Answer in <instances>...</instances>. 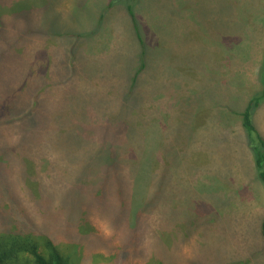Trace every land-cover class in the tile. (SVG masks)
Segmentation results:
<instances>
[{"label":"rangeland","instance_id":"obj_1","mask_svg":"<svg viewBox=\"0 0 264 264\" xmlns=\"http://www.w3.org/2000/svg\"><path fill=\"white\" fill-rule=\"evenodd\" d=\"M242 3L138 0L141 44L126 0H0V234L71 264H264L238 114L264 10ZM253 121L264 138V100Z\"/></svg>","mask_w":264,"mask_h":264},{"label":"trees","instance_id":"obj_2","mask_svg":"<svg viewBox=\"0 0 264 264\" xmlns=\"http://www.w3.org/2000/svg\"><path fill=\"white\" fill-rule=\"evenodd\" d=\"M138 0H126V12L129 15L133 29L136 31L139 41L142 44V40L140 38L138 27H137V21L134 14V8L135 5H137ZM112 6V3L109 4V7ZM24 17L23 21L25 22H31V18L29 17V11H26L22 13ZM22 16V15H20ZM38 26L41 28L42 33H45V26L46 23L43 19L38 21ZM0 55H4V53L0 52ZM1 57V56H0ZM259 82L262 87V91L260 94L256 95L250 101L248 102L245 110L240 114L241 116V122H242V128L245 135L246 140V146L251 153L254 161V166L257 172V176L259 181L264 184V138L257 130L254 121L253 116L255 112L258 110L261 102L264 100V56H263V63L261 67V72L259 75ZM110 148H107L105 150L107 153L105 155H102L99 164H101L105 168L107 172V176H115V172L113 169V166L115 165V162L118 160H115L114 153L111 152L109 154ZM99 157V156H98ZM98 160V158H97ZM108 160H110L112 163H109ZM87 175H94L86 172ZM107 176L105 179H107ZM115 180L117 178L115 177ZM259 234L261 237V240L264 244V216L261 219V222L259 224ZM3 238H2V237ZM5 236V237H4ZM31 236L28 234L18 233L17 231H11L1 233L0 234V264H71L69 259L65 256L61 255L57 251H54L50 255H45L41 252H39L38 248L30 244ZM27 251L29 253V263L25 260H23L20 255L21 253ZM262 255H264V246L261 251Z\"/></svg>","mask_w":264,"mask_h":264},{"label":"crops","instance_id":"obj_3","mask_svg":"<svg viewBox=\"0 0 264 264\" xmlns=\"http://www.w3.org/2000/svg\"><path fill=\"white\" fill-rule=\"evenodd\" d=\"M251 1L252 0H247V4H241V5H246V7L245 8H247V9H255V10H257L258 9V5H259V9L260 10H264V8H263V1L262 0H254L255 1V3H254V5L253 6H251L250 5V3H251ZM112 7V6H111ZM111 7H109L108 6V8H111ZM243 8V7H242ZM125 10H126V8H125ZM86 11H90V9L88 8ZM76 12H82V11H79V10H77V11H75L74 13H76ZM127 13V12H126ZM103 15V14H102ZM128 15V14H127ZM129 16V15H128ZM85 17V16H84ZM86 18V17H85ZM130 18V17H129ZM132 23V22H131ZM98 30L97 29H95L93 32H97ZM93 32H91L90 31V34L91 33H93ZM93 34H95V33H93ZM261 44H262V52H261V55H260V57H259V62H257L258 64H256V67H257V65H258V70H257V74H259L258 72L261 70V67H262V63H263V56H264V38H261ZM210 50H212L211 48H209V55L210 56H212L213 54L212 53H210ZM216 52H217V49H216ZM220 55L222 54V47H221V50H220ZM210 58H212V57H210ZM215 65H214V68L211 70L212 72L211 73H214L215 74V76H216V80L218 81H220V84H221V78H222V74H223V66H222V62L221 61H219V62H217V56H216V60H215V62H213ZM218 64H219V69H218ZM255 72H256V69H255ZM258 78V77H257ZM258 82H259V80H258ZM249 102V101H248ZM248 102H245L244 104H243V107H242V109L238 112V114L240 115L244 110H245V108H246V106H247V104H248ZM241 117V116H240ZM242 123V122H241ZM243 129V128H242ZM244 132V131H243ZM253 158V157H252ZM254 162V161H253ZM255 167V166H254ZM256 170V169H255ZM256 177H257V179H258V176H257V172H256ZM259 180V179H258Z\"/></svg>","mask_w":264,"mask_h":264}]
</instances>
